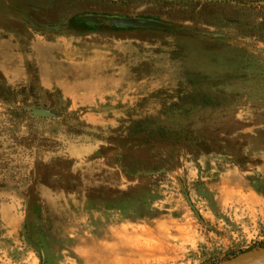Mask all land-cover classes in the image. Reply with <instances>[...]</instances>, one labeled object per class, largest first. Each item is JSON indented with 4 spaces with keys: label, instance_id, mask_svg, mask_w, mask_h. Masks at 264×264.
I'll return each mask as SVG.
<instances>
[{
    "label": "rangeland",
    "instance_id": "rangeland-1",
    "mask_svg": "<svg viewBox=\"0 0 264 264\" xmlns=\"http://www.w3.org/2000/svg\"><path fill=\"white\" fill-rule=\"evenodd\" d=\"M256 248L264 0H0V264Z\"/></svg>",
    "mask_w": 264,
    "mask_h": 264
},
{
    "label": "water",
    "instance_id": "water-1",
    "mask_svg": "<svg viewBox=\"0 0 264 264\" xmlns=\"http://www.w3.org/2000/svg\"><path fill=\"white\" fill-rule=\"evenodd\" d=\"M108 22L114 26L120 27H147V28H155L158 25L151 21L145 20H126V19H108ZM262 254L264 256V248H256L251 251L242 253L233 259L225 262L224 264H238L244 259H247L251 256Z\"/></svg>",
    "mask_w": 264,
    "mask_h": 264
},
{
    "label": "bare ground",
    "instance_id": "bare-ground-1",
    "mask_svg": "<svg viewBox=\"0 0 264 264\" xmlns=\"http://www.w3.org/2000/svg\"><path fill=\"white\" fill-rule=\"evenodd\" d=\"M247 261L246 262L242 261L243 263H240V264H264V256L259 255V256L253 257L252 261H248V262Z\"/></svg>",
    "mask_w": 264,
    "mask_h": 264
}]
</instances>
